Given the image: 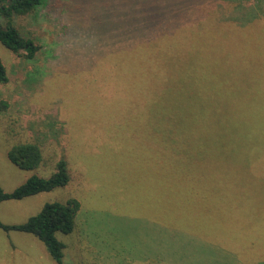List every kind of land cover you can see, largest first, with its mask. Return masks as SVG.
<instances>
[{
    "label": "rangeland",
    "instance_id": "374dc122",
    "mask_svg": "<svg viewBox=\"0 0 264 264\" xmlns=\"http://www.w3.org/2000/svg\"><path fill=\"white\" fill-rule=\"evenodd\" d=\"M80 1L72 0L74 11L64 18L45 9L16 18L43 47L36 60L0 43L9 77L0 84V102L8 103L0 111L1 186L8 192L33 176L48 179L61 160L70 175L64 187L4 203L0 221L22 224L47 203L77 199L81 209L75 228L81 218L82 229L101 251L99 264H128L126 257L146 254L150 244L155 254L165 248V257L177 264H264V173L253 178L237 171L236 179H224L221 187L211 185L214 180L206 184L207 177L222 176L208 171L215 170L212 160L223 163L228 155L206 151L185 127L182 108H173L182 102L187 109L197 89L184 87L179 94L175 87V65L190 58L224 66L214 67L220 86L237 95L225 97L227 105L264 97V0H139L149 8L142 12L141 36L128 27V11L142 7L135 0ZM100 2L111 13L104 26L95 18ZM164 10L189 19L186 24L172 17L162 20ZM148 11L152 18H145ZM187 25L202 27L183 31ZM166 30L172 38L182 36L185 50L166 59L164 45L155 54L148 45L147 69L141 74L143 66L129 62L120 48L145 45L143 38ZM115 35L123 40L118 46ZM221 45L222 54L217 51ZM227 105L222 112L238 111L237 105ZM210 109L206 121L216 118ZM174 124L181 128V139H173ZM21 142L40 146L43 162L36 169H20L8 159L7 151ZM261 146L263 129L241 134L234 147L249 157ZM6 233L0 228V264H56L36 237L22 240L17 237L21 232ZM57 238L66 244V264H86L79 263L77 253L82 261L95 253L89 248L79 252L73 235L59 232ZM12 247L18 251L10 255ZM131 263L141 262L135 258Z\"/></svg>",
    "mask_w": 264,
    "mask_h": 264
},
{
    "label": "trees",
    "instance_id": "16d2710c",
    "mask_svg": "<svg viewBox=\"0 0 264 264\" xmlns=\"http://www.w3.org/2000/svg\"><path fill=\"white\" fill-rule=\"evenodd\" d=\"M86 1L87 0H81L80 3H86ZM58 2L61 3V10L58 9ZM71 2L72 0H0V43L14 54L22 56L28 61L36 60L42 52L43 47L39 44L36 37L30 32H27L23 27L17 25L15 21L16 18L33 15L37 13L39 9H45L50 14H52V12L57 13L58 17L60 16L61 18H64L67 11H74ZM134 2L137 4L139 3V0H135ZM139 4L142 5L141 8H138L136 5V7L132 6L131 11H128L127 13L131 15L128 27L130 25L129 29L133 34H137L141 30L140 26L144 16H142V12L144 9H149L147 8L148 4L145 1ZM77 8L75 9H80V7ZM97 8H99V11L96 13L95 18L98 20L99 24L104 26L105 18L111 14L108 10V5H103L100 2ZM164 12L165 10L161 12L162 20H168L172 17L175 23L182 22L186 24V21L189 19V17H185L187 15L172 16ZM149 15H151V18L154 16L152 12L148 11L145 14V18ZM132 18L135 19L136 22H134ZM176 18L179 19L176 20ZM161 19L158 20V22L161 21ZM200 27L202 26L195 27L187 25L183 31L193 28L201 29ZM137 35L141 36V34ZM172 35L169 34V30L162 31L157 35L155 34L151 39L143 38L145 45H142V43L134 44L126 50L120 48V51L123 52V54L125 53L129 62L142 65L144 70L140 73L143 74L145 69H147L146 57L148 56V45L153 48L152 52L154 54L155 51L153 50L160 47V45H164L163 47H165L166 50H162V54L166 59L172 54L179 55L181 49L185 50L184 48L187 46V43L184 42V44L181 45L182 36L172 38ZM145 37L148 36L145 34ZM139 39H142V37ZM114 41H116L115 46H118L123 40L120 36L115 35ZM203 46L207 48L204 43ZM137 47L140 49L137 50ZM214 50V48L210 49V51ZM217 51L222 54L224 51L223 46H219ZM213 62L216 61H204V63H200L195 61L194 58L177 62L175 65L176 69H173L177 70V72L179 71V77H177V82H175V84L178 83L175 86L178 89L177 92H179L180 89L181 91H186L184 87H189L190 90L194 85L197 89H195V92L192 94V102L188 100L190 106L187 105V109H185L186 107L182 102V107H180L178 103L179 101H177V106L173 104V108H176V110L178 109L179 111L182 108L183 116H181V119L183 120L184 125H186L185 127L192 131L195 138L197 137L203 142L201 145L204 149H207L206 151L211 148L228 155L223 163L218 161L214 162L215 160H212L213 164H215L213 167L215 170H208L212 173L221 174L222 176L213 177L211 179L208 177L206 178V184L208 181L214 180L215 184H212L210 181L211 185L221 187L224 179L227 180L230 177L236 179L233 174L237 171L249 172L251 173L250 176L253 178L258 177V173H264V148L262 146V148L257 149L249 157L244 156L243 151L234 147L237 138L241 134L254 132L260 129L264 130V97L256 99L250 98L242 101L239 99L236 104L231 103L238 106V111L234 113L230 112V114H226V111L222 112L223 110H221V108H226L227 105L224 98L226 97L227 100L230 98L234 99L237 95L230 96L222 89L219 81L220 78H218V73L215 70L217 65ZM223 67L224 66H217L220 70L223 69ZM132 70H134V68ZM224 73L228 74L226 71ZM8 82L9 77L7 69L0 57V84H6ZM179 85L181 87H178ZM182 94L185 96L186 92H183ZM216 96H221V98ZM231 104L227 106L229 107ZM7 107V102H0V111ZM207 108H211V111H215V119L206 121L205 112L207 111ZM185 110H188L189 112ZM177 124H180V126L182 125L181 121H178ZM180 126L175 125L171 128L170 132L173 139H181ZM236 146L247 148L243 144H238ZM8 157L18 168L27 171L36 169L43 162L41 148L35 142H21V144L12 147L8 153ZM69 179L70 175L67 162L61 160L57 164V172L48 179L33 176L11 192L5 191L0 184V203L8 200H22L43 192H50L58 187L66 186L69 183ZM228 183L234 184L232 181ZM243 184L246 186L245 183ZM80 209L81 204L77 199H70L66 203H47L39 214L30 217L26 222L9 225L0 221V228L5 232L18 231L35 236L45 245L51 258L57 264H63L66 245L57 238V233L60 232L66 235L71 234L74 231L76 216Z\"/></svg>",
    "mask_w": 264,
    "mask_h": 264
},
{
    "label": "crops",
    "instance_id": "0c3cea01",
    "mask_svg": "<svg viewBox=\"0 0 264 264\" xmlns=\"http://www.w3.org/2000/svg\"><path fill=\"white\" fill-rule=\"evenodd\" d=\"M3 133V132H2ZM3 134H6L7 138L8 139H14V135H10L9 133L7 132H4ZM10 149L7 151V156H8V153H9ZM9 159V157H8ZM11 162V161H10ZM15 165V164H14ZM8 192H11V191H8ZM23 200V199H22ZM9 201H13V200H8V201H4L2 203H0V207L1 205H3L4 203H7ZM79 213V212H78ZM78 215V214H77ZM78 216H76L77 218ZM81 217V215H80ZM2 222V221H1ZM3 223V222H2ZM75 223H76V220H75ZM4 224H9V225H12V224H16L14 222H10V223H4ZM79 226L76 228H74V231L70 234V235H73L76 237V245H77V248L79 249V252H81V249H83L84 251L89 248V250L93 249L95 251V253L92 254V257L90 258V260H81L82 259V255L81 253H77V256L80 257V260H79V263L80 262H83V263H93L95 262L96 264H99V262L97 261L98 260V257H100V252L99 249H98V245H95L94 243H92V235H90V233L86 230H83L82 227H83V224H82V220L81 218L78 219L77 221V224ZM3 230V229H2ZM4 231V230H3ZM5 232V231H4ZM16 231H9V233H6L7 235L10 234V233H15ZM18 232V231H17ZM23 233V232H21ZM24 235H17V237H19L20 239L24 240L25 238L26 239H29V237H27V235H31V234H28V233H23ZM33 236V235H32ZM35 237V236H34ZM65 244V243H64ZM159 244L162 246H164L163 242L162 241H159ZM66 245V244H65ZM151 247V249H150ZM154 245L153 244H150L148 246V251L146 254H141L139 253L136 257H133V258H128L126 257V261L128 264H132L131 262H133L136 259H138L141 263L140 264H177L176 261H174L171 256L169 257H165L164 255V251H165V248H163V252L162 251H159V252H156L155 254V251L153 249ZM67 248V247H66ZM66 248L64 250V259H63V264H66V256H65V251H66ZM18 251V248L16 247H12L9 252H10V255L14 254L15 252ZM20 252V251H19ZM124 255V254H123ZM117 257V255H116ZM3 264V263H2ZM57 264V263H56Z\"/></svg>",
    "mask_w": 264,
    "mask_h": 264
}]
</instances>
